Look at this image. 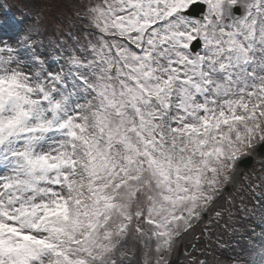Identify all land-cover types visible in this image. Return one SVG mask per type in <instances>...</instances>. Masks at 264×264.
<instances>
[{
  "label": "snow or ice",
  "instance_id": "obj_1",
  "mask_svg": "<svg viewBox=\"0 0 264 264\" xmlns=\"http://www.w3.org/2000/svg\"><path fill=\"white\" fill-rule=\"evenodd\" d=\"M74 8L48 57L40 13L0 20V264H172L264 146V0Z\"/></svg>",
  "mask_w": 264,
  "mask_h": 264
},
{
  "label": "rangeland",
  "instance_id": "obj_2",
  "mask_svg": "<svg viewBox=\"0 0 264 264\" xmlns=\"http://www.w3.org/2000/svg\"><path fill=\"white\" fill-rule=\"evenodd\" d=\"M9 9L25 18L41 14V33L36 39L44 42L45 57L53 55L48 46L50 40L66 42L65 47L73 46L69 32L80 35L84 31L73 16L74 0H0V20ZM56 58L63 62L61 57ZM254 157L259 166L252 162L250 167L242 169L245 172L243 181L225 189L224 197L183 238L182 247L171 256L172 264H190L188 253L198 260L206 259L208 264H233L231 258L238 256H243L247 264L252 250L250 239L258 243V233L262 231L257 229L256 223L264 228L261 220L264 208L260 206L264 203V195H257L264 194V158L258 154ZM217 211L219 216L215 214ZM191 245H195V249Z\"/></svg>",
  "mask_w": 264,
  "mask_h": 264
},
{
  "label": "water",
  "instance_id": "obj_3",
  "mask_svg": "<svg viewBox=\"0 0 264 264\" xmlns=\"http://www.w3.org/2000/svg\"><path fill=\"white\" fill-rule=\"evenodd\" d=\"M192 11H193V14H198V13H199V6L193 8ZM236 13L238 14V11H237V10H236ZM258 152H259L260 154H264V146H261V147L259 148ZM250 165H251V160H250V159H247V160L244 162V165H243L242 167H246V168H248V167H250Z\"/></svg>",
  "mask_w": 264,
  "mask_h": 264
},
{
  "label": "bare ground",
  "instance_id": "obj_4",
  "mask_svg": "<svg viewBox=\"0 0 264 264\" xmlns=\"http://www.w3.org/2000/svg\"><path fill=\"white\" fill-rule=\"evenodd\" d=\"M253 165H256L257 167L259 166V164H258V160H257V158H255V157L253 158ZM238 182H239V181H238ZM238 182H237V183H238ZM233 186H235V184L230 185L229 187H230V188H233ZM256 227H257V229H259V230H262V228H263V227L261 226L260 223H256ZM192 231H193V230H192ZM189 233H191V231H190ZM189 233H188V234H189ZM259 233H261V232H259ZM259 233H258V234H259Z\"/></svg>",
  "mask_w": 264,
  "mask_h": 264
},
{
  "label": "clouds",
  "instance_id": "obj_5",
  "mask_svg": "<svg viewBox=\"0 0 264 264\" xmlns=\"http://www.w3.org/2000/svg\"><path fill=\"white\" fill-rule=\"evenodd\" d=\"M237 3H239V5L242 7V9L244 8V6L247 3V0H236Z\"/></svg>",
  "mask_w": 264,
  "mask_h": 264
}]
</instances>
